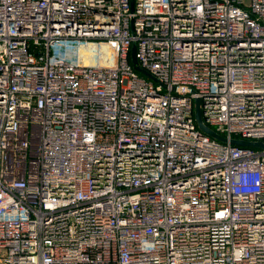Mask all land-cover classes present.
Wrapping results in <instances>:
<instances>
[{"label":"built area","instance_id":"2783aa9c","mask_svg":"<svg viewBox=\"0 0 264 264\" xmlns=\"http://www.w3.org/2000/svg\"><path fill=\"white\" fill-rule=\"evenodd\" d=\"M234 138L264 144V0H0V264H264Z\"/></svg>","mask_w":264,"mask_h":264},{"label":"water","instance_id":"95a60500","mask_svg":"<svg viewBox=\"0 0 264 264\" xmlns=\"http://www.w3.org/2000/svg\"><path fill=\"white\" fill-rule=\"evenodd\" d=\"M132 63L134 64L136 70H138L139 72H141L142 74H144L145 76L153 79V80H157L156 77H154L150 72H148L147 70L141 68V66L139 65L138 62V58L136 56V45H133L132 47ZM175 91H179L182 90L180 87H175L174 88ZM186 91L189 92H193L192 89H185ZM201 101L200 99H196V103H195V117H196V121L198 123L199 128L206 132L207 134L211 135L214 138H217L218 140L221 141H227V138H225L224 136L218 134L216 131H214L212 128H210L209 126H207L204 121H203V116H202V111H201ZM231 142L235 145H239V146H249V147H264V144L262 142H252V141H247V140H242V139H232Z\"/></svg>","mask_w":264,"mask_h":264},{"label":"bare ground","instance_id":"6f19581e","mask_svg":"<svg viewBox=\"0 0 264 264\" xmlns=\"http://www.w3.org/2000/svg\"><path fill=\"white\" fill-rule=\"evenodd\" d=\"M85 53V52H84Z\"/></svg>","mask_w":264,"mask_h":264}]
</instances>
